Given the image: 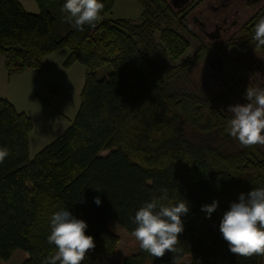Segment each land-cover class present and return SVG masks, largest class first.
I'll return each mask as SVG.
<instances>
[{
  "label": "trees",
  "instance_id": "trees-1",
  "mask_svg": "<svg viewBox=\"0 0 264 264\" xmlns=\"http://www.w3.org/2000/svg\"><path fill=\"white\" fill-rule=\"evenodd\" d=\"M136 1L137 21L108 19L114 1L100 0L101 19L78 31L63 11L65 0H35L36 14L17 0H0V55L8 74L40 73L43 60L60 49L69 50L65 67L79 63L85 70L73 121L31 159L30 118L0 98V147L9 151L0 163L1 261L21 250L28 254L22 264H44L56 251L47 240L50 218L63 208L84 220L94 239L81 264H98L99 256L117 250L110 222L132 235L136 211L166 188L170 200L183 199L189 208L176 251L156 258L139 249L122 264H181L184 257L189 264L264 263V255L233 254L219 231L240 193L264 188V145L242 147L227 131V109L245 90L236 83L211 92L194 74L210 53L222 62L229 49L250 45L264 52L253 38L255 24L233 43L209 47L169 0ZM262 16L264 10L256 23ZM192 42L198 48L188 55ZM106 66L111 71L97 78ZM49 94L59 96L58 87L50 86ZM214 199L217 209L206 218L201 207Z\"/></svg>",
  "mask_w": 264,
  "mask_h": 264
},
{
  "label": "clouds",
  "instance_id": "clouds-1",
  "mask_svg": "<svg viewBox=\"0 0 264 264\" xmlns=\"http://www.w3.org/2000/svg\"><path fill=\"white\" fill-rule=\"evenodd\" d=\"M103 9L100 0H65L63 4V11L68 13L69 21L78 31L85 25L95 27ZM253 38L257 46H264V16L255 24ZM244 95L246 103L230 105L227 109L232 114L227 131L242 147L264 145V87H247ZM8 155V149L0 147V163ZM167 191L161 189L163 194L145 202L132 218L136 225L132 235L140 249L156 258L163 257L166 251H176L178 236L184 231L181 217L189 212L185 200L173 202ZM93 200L97 206L101 204L99 196ZM217 206L218 201L214 199L211 204L202 205L201 211L210 218ZM87 227L84 220L76 218L69 210L61 208L54 212L47 240L55 245L56 251L44 264H81L95 247L93 237L85 234ZM219 231L233 254L264 255V188L240 193L238 201L230 203L224 212Z\"/></svg>",
  "mask_w": 264,
  "mask_h": 264
},
{
  "label": "rangeland",
  "instance_id": "rangeland-1",
  "mask_svg": "<svg viewBox=\"0 0 264 264\" xmlns=\"http://www.w3.org/2000/svg\"><path fill=\"white\" fill-rule=\"evenodd\" d=\"M24 3L25 11L27 13L36 14L38 13V9L35 3V0H26ZM114 5L111 12L107 15L108 19H128L132 21H137L141 7L136 0H113ZM238 1V2H236ZM170 2V0H169ZM217 2V0H205L202 5L197 8V13L202 12L200 16H205L202 18L200 16L197 19H188V24L193 32L197 35L201 43L205 45H212L210 43L214 42V40H210L206 37V32H201L200 28H203L212 17L218 19L221 24L222 19L224 18V12L221 10H217V12L213 13L210 11L211 4ZM171 3V2H170ZM237 5H249L248 0H235ZM264 3V0L260 1L256 4V7L251 8L248 12L252 10L255 11L260 8ZM176 9V8H175ZM177 10V9H176ZM54 15L57 16L58 10L52 9ZM251 12V14H252ZM250 13L243 12L238 20V24L244 23L246 18L251 15ZM207 22L203 19L209 18ZM227 16V15H226ZM213 20V19H212ZM201 28V29H202ZM62 30H60L61 32ZM62 34V32H61ZM222 42V41H221ZM211 47V46H209ZM247 47V48H246ZM241 51H235L234 49H229L228 52L224 56V70L229 69L231 77L233 79H228L225 77L215 79L214 75L218 72L217 59L218 57L215 53H210L208 56L204 57L194 69V74L199 78L201 84L207 88V90L214 91H222L229 87H233L237 83V78H242L237 70H230L229 64L232 65H242V62H238L237 59H242L241 57L245 54L249 56L248 58H252L258 56L259 60H261L262 65H264V52L254 50L250 45L246 46ZM198 48V43L195 42L191 44L190 49L188 50V55H193L195 50ZM246 51V52H245ZM245 52L244 54H242ZM69 56L68 49H62L60 51H56L52 55L45 59V64L40 73H35V76L27 77L28 75H20L17 73L15 80L13 79L14 75H11L7 81V75L1 78L3 79V85L0 87L1 93H9L10 97L15 100L22 99L23 95L31 94L29 101H26L25 108L24 106H20V108L25 109L26 113L31 117L34 124V131L31 136V143L34 138H42L44 135L51 134V138L48 137L43 138L40 142L44 146L51 142L55 137L60 134L63 129H65L71 121H73L80 104V92L84 83L85 70L82 65L79 63H74L69 67L64 66V62ZM243 66V65H242ZM111 71L110 67L106 66L96 71L97 78L106 77L107 74ZM27 74V73H26ZM238 76L236 79L235 77ZM245 82L239 81L240 84L238 86L246 91L247 87H259L261 85V79H256L253 75L246 73ZM256 79V80H255ZM34 84V87H33ZM252 84H254L252 86ZM24 85L27 87L24 88ZM57 86L59 89V96L56 98L52 97L49 94L50 86ZM32 92V93H31ZM34 93V94H33ZM34 95V97H32ZM245 96L235 97L233 99L232 105L237 103L243 104L246 103ZM60 130V131H59ZM58 133V134H57ZM57 134V135H56ZM56 135V136H55ZM52 139V140H51ZM38 145L33 146L30 152V156L34 157L37 153ZM102 156L107 155V152H103ZM108 230L115 234L118 238L117 250L114 255L105 256L101 255L98 257V264H122L123 260L131 255H134L139 252V243L136 241L133 235L128 234L120 225L115 222H110L108 225ZM20 252H24L19 250ZM17 251V252H19ZM18 260V255L15 257L13 262ZM190 258L184 257L181 260V264H189ZM264 264V263H263Z\"/></svg>",
  "mask_w": 264,
  "mask_h": 264
},
{
  "label": "flooded vegetation",
  "instance_id": "flooded-vegetation-1",
  "mask_svg": "<svg viewBox=\"0 0 264 264\" xmlns=\"http://www.w3.org/2000/svg\"><path fill=\"white\" fill-rule=\"evenodd\" d=\"M171 4L173 5L174 8H176L179 11H184V13L188 14V19H197L198 16L201 15L202 12L199 11L197 13V8L200 5H195L197 0H170ZM249 5H237L235 3V0H217V2H214L211 4L210 11L212 10L213 13L217 12V10H221V12H224V18L222 19L221 24L218 22V19H215V17L209 16V18L203 19L205 22H207L205 25H203V28L201 32L204 31H209L206 32V37L210 40H214V42L210 43L212 45L222 43L224 41L228 43H233V38L238 37L242 31H245L247 29H251L252 25L256 24L255 19L259 17V15L262 13L264 10V3L263 5L258 8L257 10L248 12L251 8H255L256 4L253 3V1L248 0ZM238 2V1H236ZM204 3V2H203ZM202 3V4H203ZM201 4V5H202ZM243 12L250 13L252 12L249 17L246 18L244 23H241L240 25L238 24V20L240 16L242 15ZM227 15V16H226ZM202 18H205V16H200ZM207 20V21H206ZM222 41V42H221ZM247 48V47H246ZM246 52V51H245ZM243 52L242 54H244ZM249 56H246L245 54L241 57L242 59H237L238 62H242V65H230L229 68L230 70H237V72L242 75V78H237L238 76L235 77L237 78V83L240 84L239 81L245 82V76L246 73L253 75L257 80L261 79V84L264 83V65H262L261 60H259L258 56L248 58ZM219 62V65H218ZM217 67H218V72L217 74L214 75L215 79L225 77V78H230L231 77L229 69L226 71L224 70V62H221L220 59H217ZM222 79V78H221ZM255 79V80H256ZM259 81V80H258ZM254 84H252L253 86ZM234 87V86H233ZM232 87V88H233ZM238 88H240L238 86Z\"/></svg>",
  "mask_w": 264,
  "mask_h": 264
},
{
  "label": "crops",
  "instance_id": "crops-1",
  "mask_svg": "<svg viewBox=\"0 0 264 264\" xmlns=\"http://www.w3.org/2000/svg\"><path fill=\"white\" fill-rule=\"evenodd\" d=\"M21 5H22V7L25 9V7H24V3H26L27 1L26 0H17ZM129 2H131V0H129ZM141 13V12H140ZM60 50H62V49H60ZM60 50H58V51H60ZM55 53V52H54ZM53 54V53H52ZM52 54H50V55H52ZM49 55V56H50ZM49 56H47L45 59H48V57ZM45 59L43 60V62H44V64H45ZM4 61H5V59H4V56H2V55H0V87H2V85H3V79H1L3 76H4V78H5V75H7L6 77H7V81H8V78L11 76V75H14L13 76V79L15 80V78L14 77H16V75H17V73H13V74H8V72H7V70L5 69V65H4ZM45 66H46V64H45ZM20 73V75H28L27 77L29 78V77H31L32 75H34L35 76V71L34 70H26V71H23V72H19ZM27 73V74H26ZM33 87H34V84H33ZM24 88H26L27 89V87L24 85ZM32 93V92H31ZM34 94V93H33ZM29 97H27V95H23V97H22V99H18V100H15L14 101V99L12 98V97H10V94L7 92V93H4V95L1 93V89H0V98H2V99H6L7 101H9V102H11L13 105H14V107L16 108V110L17 111H19V112H22V113H24V114H26L29 118H30V120H31V122H32V126H33V129H32V132L30 133V135H29V158L31 159V158H33V157H31L30 156V152H31V149H32V144H33V146H36V145H38L39 147H38V150H37V153L41 150V149H43L45 146L43 145V144H41L40 142L43 140V138H46V137H48V139H50L51 138V134H49V135H44L42 138H34L33 140H32V143H31V136H32V134H33V131H34V124H33V121H32V119H31V117L25 112L26 110L25 109H22V108H20L19 107V105L20 106H24V108H25V103H26V101H29V98L31 97V94L30 95H28ZM32 97H34V95L32 96ZM68 127V126H67ZM66 127V128H67ZM65 128V129H66ZM65 129H63L61 132H59L60 134H58V136L59 135H61L62 133H63V131L65 130ZM60 131V130H59ZM56 134V135H57ZM55 135V136H56ZM57 136V137H58ZM57 137H55V138H57ZM54 138V139H55ZM53 139V140H54ZM52 140V139H51ZM52 140V141H53ZM51 141V142H52ZM50 143V142H49ZM48 143V144H49ZM47 144V145H48ZM36 153V154H37ZM35 154V155H36ZM34 155V156H35ZM17 251H19V250H16L14 253H13V255L7 260V261H1L0 260V264H22L27 258H28V254L27 253H25V252H17ZM18 255V260L16 261V262H13L14 261V259H15V257Z\"/></svg>",
  "mask_w": 264,
  "mask_h": 264
},
{
  "label": "water",
  "instance_id": "water-1",
  "mask_svg": "<svg viewBox=\"0 0 264 264\" xmlns=\"http://www.w3.org/2000/svg\"><path fill=\"white\" fill-rule=\"evenodd\" d=\"M171 2V1H170Z\"/></svg>",
  "mask_w": 264,
  "mask_h": 264
}]
</instances>
